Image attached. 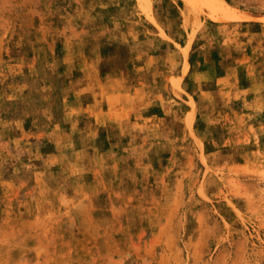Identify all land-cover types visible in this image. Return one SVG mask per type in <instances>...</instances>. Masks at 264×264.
I'll return each mask as SVG.
<instances>
[{
	"label": "rangeland",
	"instance_id": "1",
	"mask_svg": "<svg viewBox=\"0 0 264 264\" xmlns=\"http://www.w3.org/2000/svg\"><path fill=\"white\" fill-rule=\"evenodd\" d=\"M224 2L0 0V264H264V0Z\"/></svg>",
	"mask_w": 264,
	"mask_h": 264
},
{
	"label": "bare ground",
	"instance_id": "2",
	"mask_svg": "<svg viewBox=\"0 0 264 264\" xmlns=\"http://www.w3.org/2000/svg\"><path fill=\"white\" fill-rule=\"evenodd\" d=\"M217 5L220 7V8H225L226 7V3L224 2V0H218V3H217ZM242 16H240V18H243V19H251V16L250 15H243V14H241Z\"/></svg>",
	"mask_w": 264,
	"mask_h": 264
}]
</instances>
